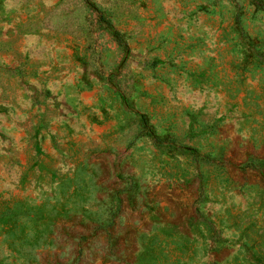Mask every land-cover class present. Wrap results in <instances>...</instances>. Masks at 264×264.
<instances>
[{
	"label": "rangeland",
	"instance_id": "374dc122",
	"mask_svg": "<svg viewBox=\"0 0 264 264\" xmlns=\"http://www.w3.org/2000/svg\"><path fill=\"white\" fill-rule=\"evenodd\" d=\"M0 264H264V0H0Z\"/></svg>",
	"mask_w": 264,
	"mask_h": 264
}]
</instances>
